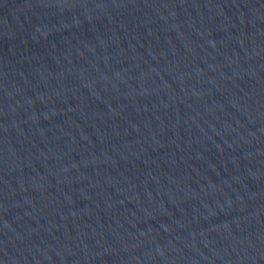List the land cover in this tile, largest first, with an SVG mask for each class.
I'll return each mask as SVG.
<instances>
[{"label": "water", "instance_id": "obj_1", "mask_svg": "<svg viewBox=\"0 0 264 264\" xmlns=\"http://www.w3.org/2000/svg\"><path fill=\"white\" fill-rule=\"evenodd\" d=\"M0 264H264V0H0Z\"/></svg>", "mask_w": 264, "mask_h": 264}]
</instances>
